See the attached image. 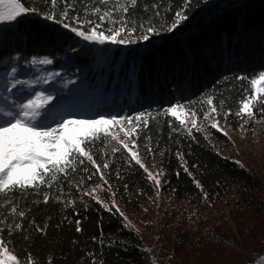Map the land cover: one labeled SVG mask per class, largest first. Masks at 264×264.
Instances as JSON below:
<instances>
[{"label":"trees","instance_id":"1","mask_svg":"<svg viewBox=\"0 0 264 264\" xmlns=\"http://www.w3.org/2000/svg\"><path fill=\"white\" fill-rule=\"evenodd\" d=\"M67 2L75 9L69 17L83 19L85 7L107 10L99 0ZM21 3L39 13L50 10L48 0ZM184 4L138 0L130 7L125 18L137 29L134 39L150 25L160 29L142 45L84 41L32 12L0 30V94L24 57L50 58L61 75L80 78L79 103L86 99L99 111L131 117L146 113L129 146L148 172L154 166L160 180L155 185L117 139L84 145L100 165L98 171L84 158L51 188L11 192L10 203L0 196V220L5 221L0 238L21 264H264V176L224 151L233 141L223 130L206 123L187 129L165 111L187 105L203 118L215 106L217 112H231L227 120L237 121L240 102L253 92L236 77L254 78L264 70V0H191L184 9L188 19L167 32ZM62 8L58 0V17ZM65 22L77 26L74 20ZM93 189L92 196L86 195ZM12 207L25 216L12 213ZM76 221L82 231L76 230ZM14 223L22 227L9 234ZM37 226L45 231H36ZM144 230H151L157 246L143 244Z\"/></svg>","mask_w":264,"mask_h":264},{"label":"snow or ice","instance_id":"2","mask_svg":"<svg viewBox=\"0 0 264 264\" xmlns=\"http://www.w3.org/2000/svg\"><path fill=\"white\" fill-rule=\"evenodd\" d=\"M63 5L62 10L59 13V17L56 13V7L58 0H48L50 4V10L45 13H39L37 8H26L21 3V0H0V24L19 22L18 18H22L25 14L32 12L34 14L43 15L46 20L54 21L56 23L62 24L65 29H69L76 36L82 38L84 41H93L100 45H104L109 42L114 45H127L137 43L138 40L147 41L150 39L149 34L158 35L160 29L154 26H148L144 29L143 34H141L137 39L133 38V33L137 31L134 22L133 26H129V20L126 19V14L129 13V8H135L138 4V0H99V3L104 5L107 10L102 11L101 7L92 8L90 11L85 7V14L83 19L77 14L69 17V11H75L72 4H69L67 0H59ZM191 0H185V4L180 11L174 13V18L166 28L167 32H172L177 29L183 21L188 19L184 9L190 8ZM154 7H157L154 5ZM148 8L145 7V11ZM118 13L119 20L115 19L113 13ZM89 15H97L100 23H96L88 19ZM159 15V13H157ZM69 20H74L77 26H72L71 23L65 22ZM109 24L115 25L119 24V27H109L107 29L108 34L105 35L104 31H98L101 24L105 21ZM84 25H91V27L84 30ZM143 28V25H141ZM53 61L47 57L42 59H33L31 63L33 65L39 64H51ZM12 74L15 75L17 69L12 68ZM236 79L246 80L250 85L249 91L254 92V95L248 96L247 100H242L240 102V111L235 115L240 117L244 123L247 122V118H254L255 113L253 112V102H258L259 107L258 112L264 113V71H260L255 77H236ZM46 82V81H45ZM27 81L15 80L12 87L15 88L17 84H26ZM51 95H45L44 92H35L34 98H30L26 103L19 104V111H7L4 112L0 109V112L4 114L7 119L0 122V196L5 200L10 199L8 194L11 192H19L20 194L25 193L29 188L35 190L38 187L44 185L48 188L52 187V182L56 181L59 175L67 177L68 170L72 172L76 171L74 165L84 164L85 159L88 162L95 165L97 171L100 165L96 164L93 156L89 151L85 150V147L81 145H86L91 148L97 139L101 141L112 139L115 140L116 137L111 135L109 131V126L112 125H122L125 117L117 118V116L106 117L100 114L98 118L83 119V120H71L65 117L56 118L51 115V110L46 106L49 101L52 100ZM259 98V99H258ZM209 104L212 103L211 100L208 101ZM221 108L223 107V101L220 102ZM178 107H183L182 105L171 106L165 111L176 115V110ZM43 114L48 117L47 120H39L38 117ZM210 111L216 113L217 116L223 115L225 120L231 115V112H217V108L213 106ZM146 113L140 112L135 120L139 121L144 117ZM195 115V113H191ZM209 118L208 114H205L203 119L207 120ZM129 124L132 120L128 118ZM55 123V127L51 124ZM181 123H184L181 120ZM192 127L196 128V121H192ZM210 127L219 129V121L211 123ZM243 128V124H241ZM121 131H125L122 127ZM134 129H129L126 131L127 135H130ZM200 129L197 128V131ZM191 131V130H189ZM225 135L227 133L225 132ZM123 143V142H119ZM124 148H128L126 143L123 144ZM150 151V149H149ZM132 158L135 159L136 163L144 168L145 172L148 169L141 164V161L137 158L135 152L132 153ZM104 168L108 167L107 163L103 164ZM87 171V169H85ZM188 172V169H184ZM191 175V173H188ZM103 173H101V176ZM149 178L152 179L155 185L160 184V180L156 178L152 173L148 172ZM160 175V174H158ZM91 179V177H88ZM197 188L203 191V187L198 180H195ZM99 187V185H98ZM95 189L86 193V195L92 196ZM205 199L207 196L205 194ZM49 201V194L44 193L43 203L47 204ZM102 203L101 201H97ZM66 204L68 202H65ZM107 207V205H105ZM111 210V209H109ZM12 213H15L18 217H24L25 212L19 211L15 207L11 208ZM123 216V213H120ZM125 219H127L125 217ZM4 220H0V224H4ZM34 223V221H33ZM22 225L20 223H14L13 227H9L8 231L11 234L13 231L21 229ZM3 229H0L2 231ZM36 231L44 232L45 229L36 227ZM76 230L82 231L80 227V222L76 221ZM14 251V250H13ZM26 259H30L26 258ZM0 264H19L16 255H13L9 251L8 247L5 245V241L0 238ZM51 264V262H49Z\"/></svg>","mask_w":264,"mask_h":264},{"label":"rangeland","instance_id":"3","mask_svg":"<svg viewBox=\"0 0 264 264\" xmlns=\"http://www.w3.org/2000/svg\"><path fill=\"white\" fill-rule=\"evenodd\" d=\"M102 11H106V9H102ZM115 19L119 20V18ZM95 22L100 23L97 16L95 18ZM14 24L15 22H6L4 24H0V30L6 27H11ZM88 27H91V25H88L87 28ZM109 27H119V24L112 25L106 20L97 30L104 31L105 35H107V29ZM151 37L152 36L150 35V39H152ZM150 39L147 41L141 40L137 43H134V45L145 44L150 41ZM34 58L39 60L45 57H32L30 59L24 57L20 66L16 68V74L13 75L11 71V73H9L7 76L6 87L0 94V109H3L4 112L19 111V104L26 103L28 99L34 98L35 92H44L45 95H51L53 97L52 100L48 102L46 107L51 110L50 114L54 115L56 118L65 117L71 120H83L98 118L100 114H103L106 117H111L113 115L117 116V118L125 117L126 119L123 120L122 125L109 126V131L111 135L116 137L117 141L123 142L122 144L126 143L129 150L132 153L135 152L138 158L137 151L129 146V144L134 145V136L137 133V120H135L136 116L131 117L129 114H122L118 110H113L112 112H104L103 110L99 111L96 107H92L91 102H87L86 99L84 102L79 103L77 101V98L79 97L78 91L82 89L80 78L74 74L61 75L60 72L55 69L53 63L47 65L37 63L33 65L31 61ZM15 80H23L27 81V83L17 84L16 87L13 88L12 84ZM254 94L255 93L253 92V95ZM253 104L255 105L253 106V112L255 113V116L254 118H247V116H245V119L247 120L246 123H244V121L237 116L235 117L237 120H235V123L230 122L229 120H223L221 115L217 116L216 113H212L210 110L207 112L209 118L205 120L198 117V115L191 111V108H189L187 105L178 107L176 110V115L173 116L178 118L180 121L183 120V125L187 129L193 128V120L196 121V127L201 126L203 123L211 124L215 121H219V128L226 132L230 136L231 141H233V145L225 148L224 151L240 164L248 162L255 165L264 176V114L257 111V108L259 107L258 102H253ZM212 107L213 106L210 108ZM41 112L42 115L37 118L38 121L47 120L48 117L43 114V110H41ZM191 113H195V115L193 116ZM128 118L132 120L131 124H129ZM4 119H7V117H5L2 112H0V122H2ZM241 124H243V128H241ZM51 126L55 127L56 125L55 123H52ZM121 127L125 131H121ZM129 129L134 130L130 135H127L126 131ZM81 146L84 147V145ZM152 168L153 169L151 170L153 171L150 173L155 175L157 172L155 171L154 166ZM156 177L159 179L157 175ZM151 230L143 231V244L145 241V244L147 245L157 246V240L152 234ZM172 239L173 241L176 239L174 233H172ZM172 247H174V244ZM12 254L15 255L13 252ZM154 262L156 261L154 260ZM19 264L21 263L19 262ZM191 264H193V262Z\"/></svg>","mask_w":264,"mask_h":264}]
</instances>
